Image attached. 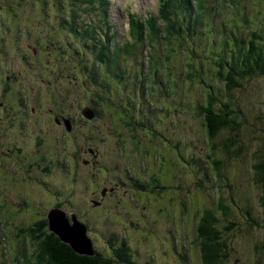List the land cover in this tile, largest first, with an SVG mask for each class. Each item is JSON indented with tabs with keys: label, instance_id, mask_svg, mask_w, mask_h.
Listing matches in <instances>:
<instances>
[{
	"label": "rangeland",
	"instance_id": "1",
	"mask_svg": "<svg viewBox=\"0 0 264 264\" xmlns=\"http://www.w3.org/2000/svg\"><path fill=\"white\" fill-rule=\"evenodd\" d=\"M103 1L109 4V9L101 7L98 10L100 14H92L93 18H91V15H82L78 12V10L85 9L84 2L81 0H0V20L2 17L5 18L2 20V24L6 27L9 16L12 13H20L19 24L25 32L28 29L23 26H35L40 31V29H44L45 14L52 25L59 26L64 25L67 17L71 18L73 22V14L76 11L78 19L75 20L79 21L83 29L88 24L96 28L101 27V21H104L103 26H111L112 43L110 42L106 49L109 51L112 48L115 51L116 48L121 49L126 41H131L128 31L129 13H135L138 19H142L145 16H154L157 11V0ZM90 2L99 6L97 0ZM209 3L211 10H214L212 15H215L213 21L217 29L228 25V31L233 30L239 34L241 40L247 39L246 30L251 31L257 29L261 24L264 25V0H218L217 3L215 0H209ZM103 11H107V17L102 15ZM234 24L239 26V30L233 28ZM14 28L16 26L12 24L11 29L16 31L17 28ZM214 32L215 35L210 38L216 40L218 32L216 30ZM89 33L94 38L89 43L85 42L86 44L102 42L99 32L89 31ZM29 34L30 38L23 35V44L37 40L32 39L33 36L30 32ZM47 34L50 32L48 31ZM206 40L208 43L212 42L208 37H201L199 38L200 42H196L191 47V52L183 50L181 54L176 45L166 46L164 53L168 50V55L161 58L159 62L158 56L161 51H157L149 45H138L127 55L124 54L125 52L119 51L118 53L122 54L120 57L126 59L125 64L119 58H115L116 56H113L110 51L108 52L110 57H114L116 61L115 81L109 83L113 91H116V87L120 85L119 74L121 72L118 68H124L132 74V81L136 87L140 84L138 80V73H140L143 75L142 82L148 86L147 91L152 88H156L157 91L164 90L170 92L171 97L177 99L176 116H174L176 124L174 126L170 121L173 118L170 113L157 112L154 120L151 112L147 114L148 120H153L152 132H157L166 141H173L172 153H166L168 158L176 164L177 169L172 177L165 176L162 181L165 192L158 202L151 200V206L134 204L128 200L131 193L120 192V197L125 195L122 198L123 203L117 204L116 197H114L115 200L109 202L105 208L95 211L96 214L92 217L95 222L90 225L88 235L92 239L95 251L101 252L105 256H108L107 240L102 234L108 232L117 239V245L122 242L126 244L129 248L127 251L131 254V259L135 264H201L196 245L200 217L205 209H211V203L216 205L221 200L225 209L227 208L229 211L228 218H223L217 212V218L221 219L222 223V228L218 232L220 242L227 247L224 250L227 253L224 264H264V190L261 186L256 185L254 178V165L259 162L264 163V76L253 77L245 81L238 80L240 87L234 88L230 93L232 104L229 110L234 112V114L231 113L233 117L231 123L237 126L236 130L239 136H231L232 133L229 131L227 133L226 131L220 132L216 140L213 141L215 144V149H213L212 143L207 138L208 129L203 120L204 115L201 107L205 106L207 86L216 87L221 85V82L214 77L211 69L203 71L199 75L196 71L199 64L193 67L194 70L186 64L191 55L200 64L208 61L209 65V61L215 59V55L211 56V52H215L217 48L204 45ZM40 42L43 40L40 39ZM173 48L175 52L170 54ZM43 51L44 48L41 47V52ZM46 53L49 52L46 50ZM55 57L57 56L52 54L47 59H49L50 67L57 71L59 63L53 62ZM17 65L16 63V68ZM62 65L67 68L69 75L73 63H62ZM94 66V64L88 65L90 70L94 69ZM19 69L24 75L25 68L20 66ZM136 70L137 77L135 76ZM48 75L52 74L48 73ZM84 84L86 85L85 80ZM157 84L158 87H156ZM77 85H81V83L78 82ZM83 88L86 91L90 90L84 85ZM67 89L71 90L72 86H67ZM80 89L83 93V89ZM57 90L58 86L54 84L45 87L40 93L42 103L37 100L39 95L37 93L31 96V105L34 100H37L39 105L44 108L49 103L57 101L58 98L55 97V94L58 93ZM76 90L80 94L77 87ZM124 96L121 93H113L110 98L120 103L119 99ZM158 97H160L159 93L156 100ZM164 98L171 106L170 97ZM70 101L71 99L67 102ZM143 107L147 112L149 104L146 103ZM235 113H238L237 119ZM101 119L105 128L104 133L110 126L109 118L106 116ZM112 121L117 123V118L112 117ZM34 122V118H31L29 123L33 124ZM18 131V129L13 131L14 137ZM35 131H37L36 127L28 132ZM83 133V149L92 145L93 148L99 150V155H102L98 158L97 168L93 170L97 180L102 178L105 180L106 168L111 165L119 167V172H116L115 176H119L121 171H126V169L134 176L142 175L145 172L144 167L139 166L138 170L133 168V162L138 158L151 164L153 171H158L162 166L165 170L170 167L169 159L162 160L163 153L158 149V143L161 141L157 137L147 135L149 138L147 142L150 143L144 144L138 143L135 139L121 141L120 154L123 156H119L118 145L111 136H109V140H100L98 144H90V140L99 136L100 133L97 129L86 134L83 131ZM226 137L229 139L240 138L239 148L229 155L223 154L220 146L223 138ZM29 150L32 154L35 152L34 147L30 145ZM57 150L64 152L63 144L61 146L60 142L55 144L51 141L47 154L53 158L57 154ZM215 159L220 160L223 164L220 169L221 173L225 175V180L221 179L220 181L216 175V168L211 162ZM87 170L90 171L83 167V177ZM143 176L147 185L152 183L146 174ZM83 177L80 172L77 178L82 186V195L79 197L82 200H77L76 204L84 208L89 191L86 189V180ZM42 179L49 183L42 191L38 187H35L36 191L29 190L34 198L31 209L34 207L33 210L41 214L47 211V208L54 202L65 201V196L68 200L71 199L70 178L52 174L49 177L43 176ZM6 189L10 190L12 187L8 185ZM14 189H19V185ZM56 190L63 194L58 196L55 193ZM73 190L74 193L77 190L74 184ZM153 191H150L149 194H152ZM16 193L13 192L12 195ZM149 197L153 199L152 196ZM84 209H89V206ZM33 212H30L28 217ZM0 217L4 223L8 222L13 228H18L17 224L21 220L16 213V208L4 202L0 205ZM35 228L39 229L37 235H45L47 232V229L42 226ZM226 228L229 229L227 232L223 230ZM0 229L3 233L13 231V229H8L7 225H3ZM5 239L8 241L0 240V264H22L21 255L23 253L34 255L37 252L38 241L33 238L15 240L16 237L5 236Z\"/></svg>",
	"mask_w": 264,
	"mask_h": 264
},
{
	"label": "flooded vegetation",
	"instance_id": "2",
	"mask_svg": "<svg viewBox=\"0 0 264 264\" xmlns=\"http://www.w3.org/2000/svg\"><path fill=\"white\" fill-rule=\"evenodd\" d=\"M12 12H14L13 9ZM78 12L88 15L81 11ZM74 15H78L76 11L73 14V22L67 17L64 25L54 26L45 14L44 29L39 31L35 26H23L28 29L26 32L19 24L20 13H12L6 27L2 24L5 18L2 17L0 20V205L3 202L12 205L21 219L17 224L18 228H13L8 222L4 223L0 217V227L7 225L8 229H13L9 233H3L0 229V240L8 241L5 236L16 237L15 240L29 238L35 241L52 240L50 235L53 234L47 228V214L52 209L63 211L68 218L75 215L89 230V225L95 222L92 219L96 214L95 211L102 210L115 199L117 204L124 202L122 198L125 195L120 197V192L131 193L128 200L134 204L151 206V200L158 202L165 192V187L160 182L163 175L168 174L172 177L177 169L176 164L168 158L166 153H172L173 141H166L157 132L151 130L157 112L170 113L173 117L170 119L172 125L176 124L174 116H176L177 99L164 90L157 91L156 88H152L147 91L148 86L142 82L143 75L140 73H138L140 84L136 87L132 81V74L124 68H118L121 72L119 74L120 85L116 87V91H113L109 83L115 81L116 61L114 57H107L105 53L106 46L109 47L110 42L112 43L111 26H103L104 21H101V27L96 28L88 24L84 30L79 21L75 20ZM102 15L107 17V11ZM91 18H93L92 15ZM12 24L16 26V31L11 29ZM48 31L50 34H47ZM89 31L99 32L102 42L86 44L85 42L89 43L92 40V37L87 35L90 34ZM29 32L33 36L32 39L37 40L23 44V35L30 38ZM2 35L6 36V39ZM40 39L43 42H40ZM41 47L44 48L43 52H41ZM46 50L49 53H46ZM109 51L113 55L112 48ZM52 54L57 56L53 62L59 63V73L58 69L56 71L50 67L49 59H47ZM117 58L125 64L124 57ZM62 63H73L69 75ZM91 64L95 65L92 70L88 67ZM20 66L25 68L24 75L19 69ZM48 73L52 75L49 76ZM135 76L137 77V70ZM78 82L81 85H77ZM52 84L58 86V93L55 94L58 100L44 106V109L38 102L42 103L40 93ZM83 85L85 88L89 87L90 90L86 91ZM67 86H72V89L68 90ZM76 87L80 90V94L77 93ZM80 88L83 89V93ZM37 93H39L38 101L34 100L33 106L31 96ZM113 93L125 95L119 99L121 104L110 98ZM158 93L161 98L158 97L156 100ZM166 96L170 97L171 106L164 98ZM70 99L71 101L67 102ZM86 100L89 101L85 102ZM146 103L149 104L147 112L144 107L142 108ZM84 112L90 113L92 119L86 118ZM150 112L153 120H148L147 114ZM106 116L109 118L110 126L106 129L107 132L103 133L105 128L101 118ZM112 117L117 118V123L112 121ZM31 118L35 121L33 124L29 123ZM34 127L37 131L28 132L34 130ZM15 129L19 131L14 137ZM95 129L100 135L91 139L90 144H98L100 140H109L111 136L118 145L119 154L121 141L135 139L138 143L144 144L150 143L147 142L149 140L147 135L157 137L161 141L158 143V149L163 153L162 160L169 159L170 167L165 170L161 165L158 171H153L151 164L138 158L133 162V168L138 170L139 166L144 167L143 174H146L152 183L147 185L143 174L134 176L127 169L121 171L119 176H115V173L119 172V167L116 165L106 168L105 180L103 178L97 180L93 170L97 168L98 158L102 155H99V150L93 148L92 145L86 149L82 146L83 131L86 134ZM51 141L55 144L60 142L61 146L63 144L65 151L57 150L55 157L51 158V155L47 154ZM29 145L35 149L33 154L29 150ZM174 149L177 148L174 147ZM83 167L90 169L89 172L86 171L84 177ZM80 172L86 180V189L89 191L84 208L89 206V209L76 204L82 195L81 182L77 178ZM52 174L71 179V199L68 200L65 196V201L54 202L47 208V211L39 214L33 210L34 207L31 209L34 198L29 190L36 191L35 187H38L42 191L49 184L48 181L42 179L43 176L49 177ZM73 184L77 189L75 193ZM8 185L12 189L7 190ZM18 185L19 189H14ZM150 191L153 193L149 194ZM13 192L17 193L12 195ZM55 193L58 196L63 194L59 190ZM114 197L116 198L113 199ZM30 212L33 213L28 217ZM40 226L47 229L45 235H37L39 229L35 227Z\"/></svg>",
	"mask_w": 264,
	"mask_h": 264
},
{
	"label": "trees",
	"instance_id": "3",
	"mask_svg": "<svg viewBox=\"0 0 264 264\" xmlns=\"http://www.w3.org/2000/svg\"><path fill=\"white\" fill-rule=\"evenodd\" d=\"M81 1L85 5V9L81 12L88 15L100 14L98 10L101 7L109 9V4L103 0H97L99 6L90 2L92 0ZM215 1L218 2V0ZM212 13L214 10H211L209 0H157V11L154 16L138 19L136 14H128V31L131 41L128 40L121 49L116 48L117 50L113 51V56L115 55V58L120 57L122 54L118 53L119 51H123L127 55L135 50L138 45H149L157 51H161L160 55H157L159 62L161 58L168 55V50L164 53L166 46L176 45L179 47L180 54L183 50L191 52V47L196 42H200L199 38L208 37L212 42L208 43L206 40L204 45L217 48L215 52H211V56L215 55V59L213 61L211 59L209 65L208 61L200 64L191 55L186 64L192 70L196 64H199L196 70L199 75L201 72L211 69L214 77L221 82V85L216 87L207 86L205 106L201 107L204 115L203 120L208 129L207 138L212 143V148L215 149L213 141L216 140L220 132L226 131L227 133L229 131L232 133L231 136H239L236 130L237 126L231 123L233 118L231 113L234 114V112L229 110L232 104L230 93L234 88L240 87L238 80L245 81L253 77L264 76V25L261 24L257 29L251 31L246 30L247 39L241 40L239 34L233 30L228 31V25L227 27L224 25L223 28L221 27L222 29H217L213 21L215 15ZM74 18H78V15H74ZM73 24L75 25V22ZM233 28L239 30V26L236 24ZM214 30L218 32L216 40L210 38V36L215 35ZM187 45L189 46L187 47ZM108 52L105 50L106 56L110 57ZM174 52L175 49L173 48L170 54ZM131 55L133 56V54ZM237 115L238 113H235L236 119ZM233 138H223L220 143L223 154L229 155L239 148L240 138ZM211 162L216 168V175L220 181L221 179L225 180V175L221 173L220 167L223 164L220 160L215 159ZM254 170L255 183L264 190V163L255 164ZM167 175H163L160 180L161 184ZM217 212L223 218L229 217V211L227 208L225 209L221 200L216 205L211 203V209H205L200 217L196 245L201 264H224L227 259V253L224 252L227 247L220 242V234L218 233L219 229L222 228V223L221 219L217 218ZM223 230L227 232L229 229ZM50 236L53 238L52 240L37 242V252L34 255L23 253L21 255L22 264H135L131 259V254L127 251L129 248L126 244L122 242L117 245V239L108 232L102 234L107 240L108 256L98 251H95V254L90 257L76 255L70 247L60 242L55 236Z\"/></svg>",
	"mask_w": 264,
	"mask_h": 264
},
{
	"label": "water",
	"instance_id": "4",
	"mask_svg": "<svg viewBox=\"0 0 264 264\" xmlns=\"http://www.w3.org/2000/svg\"><path fill=\"white\" fill-rule=\"evenodd\" d=\"M84 114L86 118L92 119L90 113L84 112ZM47 221L49 232L70 247L76 255L90 257L95 254L92 241L87 235L86 225L75 215H71L69 219L63 211L52 209L47 214Z\"/></svg>",
	"mask_w": 264,
	"mask_h": 264
},
{
	"label": "bare ground",
	"instance_id": "5",
	"mask_svg": "<svg viewBox=\"0 0 264 264\" xmlns=\"http://www.w3.org/2000/svg\"><path fill=\"white\" fill-rule=\"evenodd\" d=\"M52 92V91H51Z\"/></svg>",
	"mask_w": 264,
	"mask_h": 264
}]
</instances>
